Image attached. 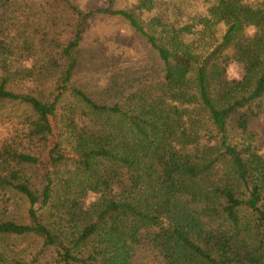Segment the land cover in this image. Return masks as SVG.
Returning a JSON list of instances; mask_svg holds the SVG:
<instances>
[{
  "label": "trees",
  "instance_id": "1",
  "mask_svg": "<svg viewBox=\"0 0 264 264\" xmlns=\"http://www.w3.org/2000/svg\"><path fill=\"white\" fill-rule=\"evenodd\" d=\"M43 1L0 0V264H264V0ZM95 14L158 67L110 105L72 83Z\"/></svg>",
  "mask_w": 264,
  "mask_h": 264
},
{
  "label": "rangeland",
  "instance_id": "2",
  "mask_svg": "<svg viewBox=\"0 0 264 264\" xmlns=\"http://www.w3.org/2000/svg\"><path fill=\"white\" fill-rule=\"evenodd\" d=\"M71 2L82 14H86L107 7L126 9L138 0H71ZM42 5L52 11V8L47 6V0L43 1ZM182 5L186 15H193L202 9L201 0H184ZM169 13L165 7L157 5L150 13H140L139 17L146 19ZM74 55L77 66L72 83L100 104L110 105L120 101L121 91L140 84L137 82L138 75L155 77L158 72L155 54L126 22L117 17L95 14L86 20L83 25L82 41ZM227 76L228 79L238 78L240 68L231 64ZM251 110L254 113L251 130L259 139L261 138L259 142L263 145L260 153L264 154V98L255 102ZM5 134L6 128L0 121V140ZM17 246L20 247L21 243L17 242ZM141 264H156V261L151 258L142 259Z\"/></svg>",
  "mask_w": 264,
  "mask_h": 264
}]
</instances>
